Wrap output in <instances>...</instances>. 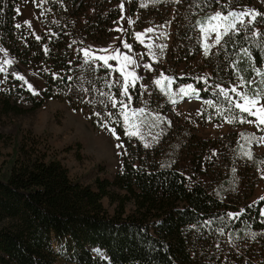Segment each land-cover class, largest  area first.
<instances>
[{
  "label": "rangeland",
  "instance_id": "1",
  "mask_svg": "<svg viewBox=\"0 0 264 264\" xmlns=\"http://www.w3.org/2000/svg\"><path fill=\"white\" fill-rule=\"evenodd\" d=\"M217 1L230 11L218 6ZM239 1L262 7L260 14L264 15V0H99L87 9L72 5L70 0H3L13 4L15 17L13 38L9 40L12 48L0 41V98L5 90L15 87L10 72L23 77L18 87L36 95L42 93L47 79L59 74L49 60L50 48L55 45L71 69L82 71L75 81L84 74L70 93L73 100L80 103L84 99L87 106L76 109L68 99L51 98L34 112L8 114L0 108V134L7 140L17 139L19 127V137L31 130L59 150L70 146L60 153L64 164L73 178L92 185L98 175L111 178L122 169L125 142L120 128L127 139L156 147L162 153L163 166L175 164L186 170L204 142L211 141L215 148L205 165L213 178L202 176L205 184L219 196L235 195L236 191L245 192L249 199L263 196L264 125L257 116L237 109L235 103L243 102L238 92L249 97L253 92L264 94V70L256 68L247 81V65L234 58L230 74H221L212 85L220 102L202 98L194 84L175 79L192 72L212 76L209 65L224 38L238 31L248 34L246 16L233 7ZM217 13L227 19L212 20ZM216 25L219 27L213 31ZM149 28L153 31L147 32ZM138 33L142 35L138 37ZM113 54L121 58L109 60L107 65L98 59ZM124 55L134 63L125 67ZM109 65L110 79L104 70ZM233 88L237 92H231ZM221 89L229 90L228 98ZM24 96L15 99L22 108H29L31 103ZM108 100H114V110L109 109L103 125L92 126L95 105ZM250 147L256 156L252 161L247 152ZM12 153L13 144H4L6 160ZM261 212L264 215V207ZM263 238L260 234L251 237L257 250L248 255L256 256V264H264ZM0 264L5 263L0 259Z\"/></svg>",
  "mask_w": 264,
  "mask_h": 264
},
{
  "label": "trees",
  "instance_id": "2",
  "mask_svg": "<svg viewBox=\"0 0 264 264\" xmlns=\"http://www.w3.org/2000/svg\"><path fill=\"white\" fill-rule=\"evenodd\" d=\"M2 1L0 41L12 48L9 40L14 32V6ZM98 2L70 0L72 5L85 9ZM217 5L230 11L222 1H217ZM233 7L244 14H255V19L251 14L245 15L250 24L248 34L238 31L224 38L215 53L216 59H211L209 65L212 76L192 72L175 77L177 81L194 84L202 98L216 102L221 97L212 85L221 74H230L234 58L247 65V81L255 75L256 68L264 70L262 7L240 1ZM49 57L59 74L47 79L40 94L18 87L21 79L8 73L15 87L9 92L5 90L0 98L2 111L34 112L51 98L68 99L76 109L87 106L84 99L77 103L71 95L84 79L82 73L76 82L82 71L71 69L68 59L55 45L50 48ZM110 69L111 66L104 67L108 79ZM23 95L31 103L29 108H22L15 99ZM113 103L114 100H108L102 105L94 104L101 115L91 112L92 126L103 125L109 109L114 110ZM17 129V139L7 140L0 134L3 263L256 264V256L248 254L257 250L251 237L264 236V195L249 199L245 192L236 191L235 195L219 196L205 184L202 176L213 178L205 165L215 148L211 141L204 142L186 170L175 164L163 166L162 153L156 147L148 148L127 139L125 130L120 128L125 142L122 169L111 178L98 175L92 185L73 178L64 164L60 153L70 146L59 150L31 130L19 137L20 128ZM4 144H13L10 160L4 157ZM247 152L249 159L254 160L255 151L250 147Z\"/></svg>",
  "mask_w": 264,
  "mask_h": 264
},
{
  "label": "snow or ice",
  "instance_id": "3",
  "mask_svg": "<svg viewBox=\"0 0 264 264\" xmlns=\"http://www.w3.org/2000/svg\"><path fill=\"white\" fill-rule=\"evenodd\" d=\"M17 11H19V9H17ZM251 14L253 16V19H255V14H252V13H245L244 15H249ZM231 15L235 16L236 14L235 13H232ZM212 20H218V19H227V17H222L220 13H217L214 17L211 18ZM25 23H28L29 26H30V22H25ZM17 27H20V25H16ZM219 25H216L214 28H213V31L216 30V28H218ZM230 27L234 28L235 27V24H232ZM147 32H152L153 29L149 28L146 30ZM140 33L137 34V36L139 37ZM37 39H39V37H36ZM217 42H219V39L217 38ZM126 47H131L130 45H125ZM106 51V50H104ZM84 54L86 56L89 55V52L87 50H84ZM121 57L118 55V54H113V55H109V56H100L98 57V59L102 60L104 62L105 65L108 64V61L109 60H117V59H120ZM123 61L125 62V67L128 63H134V61L131 59V57L127 56V55H124L123 56ZM110 67V65H109ZM3 69L0 68V71H2ZM121 71L123 72V68L121 69ZM264 74V73H262ZM128 75H132L134 76L135 74L134 73H130ZM127 78V77H126ZM20 79H23V77H20ZM157 83L159 84L160 81H157ZM28 87L31 89L32 86L31 85H28ZM189 88H191V85L188 86ZM127 91H128V88H127V84H125V87H124V92L125 94H127ZM183 91V90H182ZM221 92L223 93V95L225 96V98H228L229 97V90H226V89H221ZM231 92H237V89L236 88H233L231 89ZM185 95H188L189 93L187 91L184 92ZM238 96H240L243 100V102H236L235 103V107L239 110H241L242 112L244 113H248L249 115H252V116H257L258 117V122L259 124L261 125H264V103H262V101H264V94L262 93H257V92H253L252 93V96L249 97L248 95L246 94H243V93H240L238 92L237 93ZM127 107V106H125ZM142 111V110H141ZM97 115H99L97 113ZM125 119L127 120L128 117L125 116ZM241 122H249L251 123L252 121H241ZM129 135H136L135 132H129L128 133ZM261 199H264V197H262Z\"/></svg>",
  "mask_w": 264,
  "mask_h": 264
}]
</instances>
